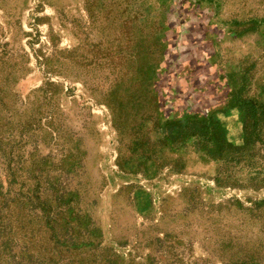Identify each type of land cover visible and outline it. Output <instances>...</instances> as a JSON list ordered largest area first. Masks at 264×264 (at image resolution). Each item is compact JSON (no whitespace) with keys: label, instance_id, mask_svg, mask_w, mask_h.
I'll use <instances>...</instances> for the list:
<instances>
[{"label":"rangeland","instance_id":"rangeland-1","mask_svg":"<svg viewBox=\"0 0 264 264\" xmlns=\"http://www.w3.org/2000/svg\"><path fill=\"white\" fill-rule=\"evenodd\" d=\"M46 81L40 153L76 164L46 179L118 264H264V0H0V136L24 166L12 109ZM45 209L0 264H102L63 254Z\"/></svg>","mask_w":264,"mask_h":264},{"label":"trees","instance_id":"trees-1","mask_svg":"<svg viewBox=\"0 0 264 264\" xmlns=\"http://www.w3.org/2000/svg\"><path fill=\"white\" fill-rule=\"evenodd\" d=\"M17 72L15 70L14 74ZM35 92L38 94L28 100L23 112L18 113L16 108L12 109L13 121L10 123V132L17 133V140L13 141V146H17V151H20L19 148H23L24 145L30 146V151L26 156L28 163L25 166L20 155H15V151L12 154L11 148L6 146L8 142L2 140L0 136V165L5 177V186L0 180V257L8 256L14 247H18V251L12 257L21 259L19 256H24L25 246L23 244L27 240L25 235L32 232V229H28L26 221L29 213L35 210L42 214L46 212L45 207L50 206L54 209L56 218L53 220L59 228L57 234L54 235L53 243L60 247L63 254L87 248L95 260L102 261V264H118V257L113 250L110 247L101 246L98 240L99 231L90 219L83 217L78 210L76 213L72 211L70 204L77 194L65 188V183L68 181L62 180L60 175L53 179H46L47 165L52 170H58L60 174H68L74 172L76 164L71 158L67 159V162L65 160L67 156L55 163L49 162L50 156L41 155L38 146L40 142L53 141L54 145L57 144L55 141L58 133L53 126L52 109L43 108L46 100L53 103L57 85L46 81ZM46 117H49V120L41 122ZM186 134L193 135L196 132L191 131ZM222 152L219 151L218 157H214L211 151L206 154L208 158L220 159ZM57 165H59L58 168ZM213 180L218 183L217 179ZM233 185L238 186L236 183ZM46 188L51 195V198L46 197L48 200L42 197V192ZM34 216L36 217L37 214ZM39 221L40 218L37 216L35 224ZM50 223L51 221H47V224ZM39 233L37 227L33 241L40 239ZM239 264L249 263L240 262Z\"/></svg>","mask_w":264,"mask_h":264}]
</instances>
